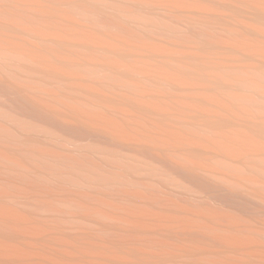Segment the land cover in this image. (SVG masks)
I'll use <instances>...</instances> for the list:
<instances>
[{"label": "bare ground", "instance_id": "bare-ground-1", "mask_svg": "<svg viewBox=\"0 0 264 264\" xmlns=\"http://www.w3.org/2000/svg\"><path fill=\"white\" fill-rule=\"evenodd\" d=\"M0 264H264V0H0Z\"/></svg>", "mask_w": 264, "mask_h": 264}]
</instances>
